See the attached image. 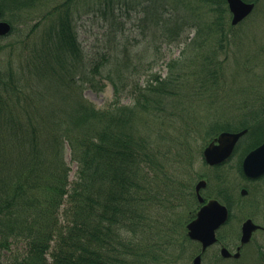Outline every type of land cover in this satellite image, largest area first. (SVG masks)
I'll return each instance as SVG.
<instances>
[{"label":"trees","instance_id":"obj_1","mask_svg":"<svg viewBox=\"0 0 264 264\" xmlns=\"http://www.w3.org/2000/svg\"><path fill=\"white\" fill-rule=\"evenodd\" d=\"M149 1L153 0L142 6L139 0H0L2 14L14 17L15 24L19 17L20 23L36 21L26 36L39 33L38 48H32L24 73L17 77L10 70L6 77L0 75V134L14 136L19 148L27 150L8 158L6 166L0 162V261L5 251L18 245L22 251L13 253L12 264H166L157 253L163 245L153 237L139 241L136 233L145 228L142 217L147 201L154 199L163 207L165 200L172 199L176 172L188 174L184 182L176 179L185 195L194 157L219 133L247 129L242 156L264 142V116L257 106L264 96L256 93L257 98L233 104L231 99L219 97L221 56L226 55L229 35L234 32L226 1L164 0L171 4L165 3L162 9ZM44 4L50 5L48 10L41 8ZM89 4L97 11L108 8L101 14L113 17L116 11L133 5L148 14L150 10L156 29L163 31L168 42L181 43L186 30H194L195 35L184 39L182 56L166 64L164 77L150 71L153 64L149 63L142 83L132 77L138 73V65L116 58L113 72L103 55L91 67V74L108 80L116 99L106 108L96 109L81 96L90 68L84 64L74 23L81 6ZM15 31L12 25V33ZM5 48L10 55L15 51L11 44L0 46V50ZM30 80L50 84L53 103L34 108L36 98L41 100L43 95L31 92L33 87L26 88ZM128 86L133 103L121 105L118 95ZM183 98L190 105L203 102L211 109L214 105L220 108L212 111L214 117L204 110L209 121L202 127L203 146L195 149L188 143L186 152L168 167L138 125L165 107L172 111ZM21 103L24 109L18 113ZM226 112L231 115L219 116ZM196 120L195 115L189 117L190 131ZM249 120L259 122L255 125ZM197 123L201 125V120ZM65 146L76 164L72 181L67 180L70 170L62 159ZM217 180L216 193L228 194L225 177L219 174ZM182 225L177 221L173 228L165 229L177 232ZM177 237V247L183 252L189 240L182 232Z\"/></svg>","mask_w":264,"mask_h":264},{"label":"rangeland","instance_id":"obj_2","mask_svg":"<svg viewBox=\"0 0 264 264\" xmlns=\"http://www.w3.org/2000/svg\"><path fill=\"white\" fill-rule=\"evenodd\" d=\"M148 0H139L142 2V6ZM153 2L155 7L162 9V5L171 4L170 1L157 0L149 1ZM50 5L44 4L42 9H49ZM154 7V6H153ZM154 7V8H155ZM104 9V7H103ZM103 9L101 11H103ZM140 7H125L120 11H116L114 17L102 15L101 11H97L93 8V5L81 6L80 16L75 18V27L78 37V41L81 44L84 61L88 68V77L83 84L81 90V96L94 106L96 109H104L107 104L116 99L113 94L114 89L112 84L106 80H100L99 76L91 74V67L101 59L103 55L108 60V67L114 72L117 59H128L129 63L138 65V73L132 76L135 82L144 81L147 78L149 71V63H152V69L150 71L158 72L160 76L164 77L168 73L167 63L172 60L178 59L182 56V48H184V39H192L195 35L194 30L185 31L182 33L181 43L177 41H169L166 36L162 35L161 29H156V21L151 19V11L139 10ZM104 11H108L105 8ZM246 22L235 27L233 33L229 35V45L226 51V55H222V77L219 86V97L221 100L227 101L226 98L231 99L232 104L236 101L251 97L257 98L255 95L259 93L264 96V0L256 2L255 10ZM231 17L229 18V22ZM14 22L16 31L14 34L7 38L0 40V46L13 45L15 51L12 55L8 51H2L0 54V74L2 77H6L10 70H12L17 77H20L26 69L32 48H38L39 33L33 34L30 37L26 36L29 33L32 24L35 20H24V23ZM234 34V35H233ZM233 35V36H232ZM115 77V75H114ZM37 80L28 81L27 89H31V92H38L43 95L42 99L36 98V104L34 108H45L47 105L53 103L54 88L46 84V82L39 83ZM115 82L118 84V80L115 77ZM191 84L189 80L185 87L184 92H187L188 87ZM194 84V83H193ZM118 87L121 88L120 84ZM131 87L128 86L122 90L118 95L119 104L130 105L133 103V95ZM56 100V106L60 103ZM196 100V98L192 99ZM209 101V100H208ZM170 111L169 107H165V111H160L156 115H147L143 121L140 122L138 128L143 134L148 137L152 150L161 155L163 162L168 167H172L175 160L184 152H186V146L194 144L195 149L201 148L204 143V130L202 129L204 123H208L209 120L203 116L204 110H207V115L210 117L216 116L212 111L219 106L211 109L202 103L190 102L187 98L180 100L179 104ZM62 105V103H61ZM264 101L257 102V106L263 109ZM55 106V107H56ZM24 109V104L21 103L17 108V112L20 113L21 109ZM57 108V107H56ZM171 112V113H170ZM195 113V114H194ZM229 112L221 114L219 116H227ZM193 115L197 116L196 127L190 131V124L188 123L189 117L193 119ZM231 115V114H229ZM228 115V116H229ZM264 119V117H262ZM201 120V125H198L197 121ZM192 140H196L193 141ZM0 155H5L6 158L2 159L1 164L6 166L9 160H12V156H20V152H26L27 150H21L18 146V141L14 136H6V133L0 134ZM20 150V151H19ZM44 152L43 149H39ZM69 149L65 146V152L62 159L69 168L68 179L72 181L76 173V164L69 159ZM230 164L227 165L229 167ZM193 169L196 173L208 174L211 177L214 174L213 170H210L203 164V160L200 155L196 154L193 160ZM227 173V182L238 181V175L236 171H231L230 168ZM177 178V176H176ZM175 178L174 188H178V181ZM182 179V178H181ZM182 182L183 179L181 180ZM197 181H195L196 183ZM188 183V182H187ZM193 183V187L195 186ZM186 184V183H185ZM213 184V183H212ZM190 187V184H188ZM191 191L192 188H189ZM188 191V190H187ZM204 192V191H203ZM163 207H159L156 201L153 199L150 202L147 201L146 212L142 217L145 222V228L136 230L139 237V241L147 242L150 237H153L158 241V245H163L162 252L157 251L160 259L165 258L166 264H192L193 257L190 256L193 244L187 246L183 254L180 255L178 246V237L180 232H183L181 228L177 229V232H166L165 227L173 228L180 218L182 222H185L188 212L192 210L195 205L193 202L183 196L182 199H178L175 195L172 199L163 202ZM247 216L246 214L236 213L235 218H242ZM235 224V220L232 219L231 225ZM137 237V238H138ZM254 244V243H253ZM18 245H14L11 251H5L1 256L0 264H12V258L14 252H21ZM253 253V252H252ZM249 252L244 255L240 262H246L247 264L253 263L258 258L257 254ZM206 257H204L205 259ZM202 261L203 264L208 263L207 259ZM261 264L264 263L261 259Z\"/></svg>","mask_w":264,"mask_h":264},{"label":"flooded vegetation","instance_id":"obj_3","mask_svg":"<svg viewBox=\"0 0 264 264\" xmlns=\"http://www.w3.org/2000/svg\"><path fill=\"white\" fill-rule=\"evenodd\" d=\"M5 15L2 14L0 9V23L6 22ZM6 37L7 35H0V40ZM243 136L238 139L239 141L235 144L229 159L217 165L209 166L208 168L214 171L213 176L206 175L204 184L197 188L195 187L196 191L204 187L203 189L205 191L208 190L211 192L210 182H214L219 188L217 177L221 174L227 181V168H230L231 171H236L238 175V181L231 183V189L228 194L222 193L218 195L217 193H212L207 195V199H203V203L217 199L228 210L226 221L216 230L215 243L209 245L201 253V260L203 261L204 257H206L204 259L206 260L208 256L209 264H247L246 262H240L244 255L249 252H253L252 254L264 253V173L257 177H249L243 171V161L247 154L259 147L260 144L242 156V152L247 146L246 141L242 142L241 140ZM228 164H230L229 167H227ZM236 213L246 214L247 216L236 219ZM232 219L235 220L234 225H231ZM246 221H251L258 228L251 232L248 241L241 244L243 236L242 228ZM194 243L198 254H200V244H197V242ZM223 250H226L229 255L224 254ZM251 264H261V261L256 258Z\"/></svg>","mask_w":264,"mask_h":264},{"label":"water","instance_id":"obj_4","mask_svg":"<svg viewBox=\"0 0 264 264\" xmlns=\"http://www.w3.org/2000/svg\"><path fill=\"white\" fill-rule=\"evenodd\" d=\"M228 10L231 15V25L235 26L245 19L252 12L254 4L245 3L242 0H226ZM10 31V26L7 23H0V35H5ZM246 130L239 133H221L217 139L208 145L203 152L205 162L209 165H215L225 161L231 154L234 145ZM217 142V144H215ZM243 171L249 177H257L264 173V143L251 151L243 161ZM200 182L198 187L203 185ZM200 202H203L201 197H198ZM227 219V210L225 207L209 201L200 208L196 214V219L190 222L187 227V236L191 240L200 242L201 252L215 242V231ZM246 221L243 224V236L241 243L249 240L252 231L257 227ZM227 255V251L223 250ZM193 264H201V255H198L193 260Z\"/></svg>","mask_w":264,"mask_h":264}]
</instances>
